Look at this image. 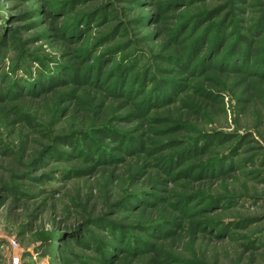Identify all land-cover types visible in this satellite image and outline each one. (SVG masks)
Segmentation results:
<instances>
[{
    "label": "rangeland",
    "instance_id": "rangeland-1",
    "mask_svg": "<svg viewBox=\"0 0 264 264\" xmlns=\"http://www.w3.org/2000/svg\"><path fill=\"white\" fill-rule=\"evenodd\" d=\"M0 264H264V0H0Z\"/></svg>",
    "mask_w": 264,
    "mask_h": 264
}]
</instances>
